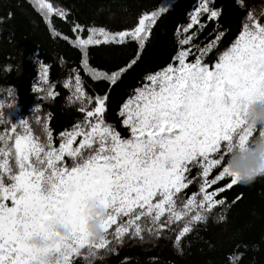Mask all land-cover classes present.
<instances>
[{
	"label": "snow or ice",
	"instance_id": "obj_1",
	"mask_svg": "<svg viewBox=\"0 0 264 264\" xmlns=\"http://www.w3.org/2000/svg\"><path fill=\"white\" fill-rule=\"evenodd\" d=\"M238 2L243 7V0ZM38 5L45 15L66 17L48 0H38ZM201 13H210L209 19L218 16L202 0L184 33ZM261 17L264 13L258 17L249 11L239 34L212 66L203 61L223 33L198 49L194 61L187 60L191 48L181 47L173 63L147 75L118 113L127 137L104 119L107 94L88 95L78 74L74 85L70 78L64 86L74 89L69 101L80 103L83 119L60 133L58 147L47 118H35L42 139L27 119L13 122L5 116L3 110L15 106L11 91L7 101L0 99V124L10 125L0 131V264H75L83 249L87 260L125 236L143 238L145 231L159 236L183 224L179 243L192 225L224 204L217 197L239 183L227 166L228 156L235 147L243 149L256 132L246 115L249 105L264 100ZM156 18V12L145 13L133 29L110 33L92 28L86 39L77 36L74 43L84 52V66L90 45L134 40L143 48ZM82 30L80 25L73 28ZM191 39H179L178 33L181 46ZM135 63L133 59L127 67ZM42 68L40 85L33 90L54 98L48 66ZM90 71L94 80L114 85L126 68L110 74ZM193 168L200 170L202 182L198 192L182 199L180 194L197 179L189 178ZM214 169L219 171L210 178ZM226 178L223 187L213 188Z\"/></svg>",
	"mask_w": 264,
	"mask_h": 264
},
{
	"label": "trees",
	"instance_id": "obj_2",
	"mask_svg": "<svg viewBox=\"0 0 264 264\" xmlns=\"http://www.w3.org/2000/svg\"><path fill=\"white\" fill-rule=\"evenodd\" d=\"M54 8L66 12V17L45 15L39 10L38 0H0V99L7 101L8 92L14 95L12 108L4 109L13 122L27 119L35 134L43 139L35 118H47L54 146L61 142L60 133L71 130L83 119L78 111L80 103L69 101L74 89L64 85L78 74L83 88L90 96L107 94L104 119L122 137L129 131L122 126L118 115L125 99L140 87L144 78L173 63L172 58L183 47L191 48L188 62L195 60L197 51L204 48L221 33L223 36L209 52L204 63L212 66L239 34L247 14L252 11L260 17L264 13V0H208L210 10L201 13L198 23L184 33L191 15L202 0H48ZM168 2L170 6L161 7ZM159 11V12H158ZM157 12L156 23L143 48L134 40L122 44L90 45L87 48V67L84 52L77 46V36H89V29L104 28L117 33L133 29L139 17ZM264 23V17H261ZM75 25L82 31L73 32ZM179 39L191 36L189 44L181 46ZM139 54V55H137ZM135 64L127 65L133 60ZM43 65L48 66V86L56 93L35 92L40 85ZM121 68L126 71L113 85L107 80H94L90 70L112 73ZM45 86V87H48ZM35 109V111H33ZM10 125L0 124V131ZM257 133H254V135ZM67 159V158H66ZM71 164V160H68ZM200 171L193 168L189 178ZM214 169L210 178L218 173ZM202 177L189 185L180 195L186 199L198 192ZM224 181L213 188L223 187ZM211 190V189H209ZM239 197V199H237ZM224 204L216 206L204 221L192 225V230L179 243L176 236L183 224L172 225L159 236L145 231L143 238L125 236L109 246L111 250H98L89 256L87 249L75 259V264H264V176L249 185L238 183L220 194ZM179 203V201H178ZM111 239V237H110Z\"/></svg>",
	"mask_w": 264,
	"mask_h": 264
},
{
	"label": "clouds",
	"instance_id": "obj_3",
	"mask_svg": "<svg viewBox=\"0 0 264 264\" xmlns=\"http://www.w3.org/2000/svg\"><path fill=\"white\" fill-rule=\"evenodd\" d=\"M246 121L256 129L257 134L250 138L243 149L235 147L227 159V166L237 174L242 185H249L258 177L264 176V100L249 105ZM91 224L95 235L99 237L101 233L97 228L98 221L93 220Z\"/></svg>",
	"mask_w": 264,
	"mask_h": 264
},
{
	"label": "rangeland",
	"instance_id": "obj_4",
	"mask_svg": "<svg viewBox=\"0 0 264 264\" xmlns=\"http://www.w3.org/2000/svg\"><path fill=\"white\" fill-rule=\"evenodd\" d=\"M170 6V4L168 3V2H166L162 7H161V9H160V11L161 10H164V9H166V8H168ZM159 12V11H158ZM148 13H152V12H148ZM157 13V12H156ZM111 33V32H110ZM80 38H82V39H86L88 36H86V37H81V36H79ZM10 203V202H9Z\"/></svg>",
	"mask_w": 264,
	"mask_h": 264
}]
</instances>
